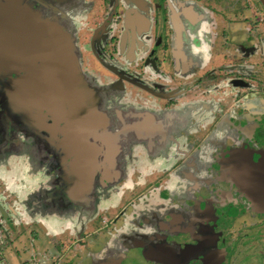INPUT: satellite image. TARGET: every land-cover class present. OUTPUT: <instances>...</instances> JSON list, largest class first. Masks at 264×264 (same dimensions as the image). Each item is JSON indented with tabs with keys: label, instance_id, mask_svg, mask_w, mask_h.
Wrapping results in <instances>:
<instances>
[{
	"label": "flooded vegetation",
	"instance_id": "1",
	"mask_svg": "<svg viewBox=\"0 0 264 264\" xmlns=\"http://www.w3.org/2000/svg\"><path fill=\"white\" fill-rule=\"evenodd\" d=\"M58 1L62 0H0V5L14 7L25 23L20 25L21 28H15L11 23L16 20L11 18H16L10 16L7 20V10L1 8L6 13H0V101L9 102L7 100L15 96L16 92L27 96L34 88L35 78H27L33 69L29 64L35 61L42 69L45 66L48 70L52 69L56 61L54 58L46 55L38 57L46 50L51 49L56 55L63 50L69 64L75 63L71 49L76 43L88 48L86 53L94 70L100 71L108 79L106 83L97 84L98 93L112 94L114 91H122L128 95L136 91L139 98L151 103L145 107L139 105L147 113L171 112L177 108H185L178 105V102L187 99L185 94L188 91L195 92L194 99L198 103H202L204 97H214L212 90L215 87L217 90L214 93L225 95L226 87L221 86L218 90L214 84L215 79L222 80L223 85L227 81V90L230 91L228 96L234 97L235 75L233 70L230 72L231 64H216L210 56L215 53L216 47L220 46L227 51L228 46H231L230 16L237 13L234 10L237 4L242 3L246 8L247 0H77L72 6V2L56 4ZM228 1L233 5L231 11L226 8L221 10L219 2L225 7ZM253 2L254 6H250L249 11L254 10V18L258 21L257 15L261 7L257 0ZM229 5L230 3L227 8ZM33 12L37 16V22L39 16L47 20L45 27L48 30L45 33L38 30V23L31 17ZM202 13L206 15L204 26L215 35L212 39V50L208 56L206 54L207 62L196 56L199 39L193 44L191 39H194V35L190 34L189 37V32L203 20ZM65 16L69 17L72 30L65 21H61ZM28 18L30 26L27 25ZM66 33L67 40L64 36L61 37ZM69 34L74 36L73 41ZM224 53L226 59L228 53ZM22 68H25V72L19 74L18 71ZM71 73L72 84L76 85L75 90H72L73 99L78 95L81 85L89 88L92 82H85L80 72ZM172 73L181 77L180 85L175 83ZM55 77L52 76L49 82V92H55L54 89L57 88V84L53 82ZM192 77L195 84L190 82ZM205 78L210 80L206 85H212L206 87L211 94L203 89L199 91V87L205 85ZM93 80L99 82L95 77L91 81ZM188 81L191 83L189 87ZM231 81L232 86L228 84ZM52 110L53 106L50 111ZM259 126L263 127L262 121ZM155 130L154 124L148 123L139 131L145 136L144 146L140 147H147L144 150L146 152L155 147L149 141L154 137ZM183 131L179 132L177 138H170L160 146H166L169 151L180 148L177 141L184 136ZM256 133L257 130L254 131ZM220 139H215L217 142L214 143L213 150L222 154L216 158L213 163L214 170L210 169L205 181L201 179V174L197 176L204 163L200 150L203 151L204 148L208 155L216 154L210 149L213 140H210L211 143H201L202 139H192L187 143V149L181 153L184 156V151L190 150L183 157L184 163L182 160L173 161L181 154H175L173 159L163 158L169 164L164 177H175V173L182 177L181 181L178 178L177 183L172 185V190L166 186L159 189L161 181L155 178L147 189L139 188L136 195L131 196L130 200L136 203L137 199L145 197L143 194L146 191L151 192L150 195H155L157 200L166 203L168 208L162 211L165 220L143 221L138 215L140 221L125 222L117 229L115 221H107L105 216L99 215L98 221L102 227L92 228L88 236L94 239H97L96 235L105 237L107 250L101 260L95 259V264H264V165L257 174L253 168V163L264 159L260 154L264 151V141L257 142V138H253L245 142V139L228 146L229 143H223ZM245 146L253 163L241 152ZM114 148L116 145L111 147L109 144L103 148V152L106 150L108 153L106 156H99L100 152L98 153L95 170L104 177L109 176L105 163H111L110 157ZM141 152L142 150L138 151V155L133 157L131 154L128 163H133V167L125 170V179L127 175L134 181L142 177L137 170L139 162H143V165L157 162L147 157L143 161L138 159ZM121 155L124 161L129 157L125 150ZM202 155L206 156L205 153ZM76 157L77 154L74 156L71 151L61 154V167L58 172L61 180L58 183L53 180V183L62 191H66L64 188H71L70 191H73L82 182L94 178L86 174V160L80 162ZM93 162H96L95 158H92V162L89 161V169ZM66 163L69 165L68 171L61 169ZM120 164L123 165V162L120 161ZM51 171L52 169L46 170L48 174ZM259 179L263 180L261 186L252 185ZM77 194L78 192H74V200ZM170 204L179 212L171 209ZM84 221V224L87 223V220Z\"/></svg>",
	"mask_w": 264,
	"mask_h": 264
},
{
	"label": "rangeland",
	"instance_id": "2",
	"mask_svg": "<svg viewBox=\"0 0 264 264\" xmlns=\"http://www.w3.org/2000/svg\"><path fill=\"white\" fill-rule=\"evenodd\" d=\"M66 1L72 2L70 4L72 6L77 0H62L56 2V4ZM219 3L221 10L226 8L227 11H231L233 8L230 1L226 2L225 7L222 2ZM229 3V8H227ZM253 4V0H247L246 8L242 3L241 5L237 4L234 8L237 14L230 16V22L234 26L232 31L240 35L246 42L243 45L244 51L251 52L252 56H256L258 53L264 54V31L261 27L262 24L254 19V10L251 13L249 12L250 6L253 8ZM202 14L203 20L193 31L189 32V37L190 34L194 35V39H191V42L194 41L193 44L197 43V39H199L200 44L197 46L196 56L205 60L207 58L206 54L212 50V39L215 35L214 32L209 31L204 26L206 15L205 13ZM41 19L43 18L39 16L37 23H40ZM62 19L61 21H65L72 30L69 17L65 16ZM216 21H218V18H216ZM246 21L250 23L246 25ZM57 24L56 26H58ZM62 36L66 40L68 39L67 33ZM70 37L73 41L74 36L70 35ZM218 40L220 41L219 38ZM71 51L73 60H75V63H70L72 71L80 72L85 82H92L89 88L94 95L93 99L85 98L80 100L76 97L73 101L74 105L70 108L72 113L69 118L67 115L65 116L69 109L67 107L64 110L62 109L63 113H60L62 116L60 117L65 119L63 120L65 122L55 119V123L58 126L52 125L50 119L52 115L45 104L48 96H50V92L47 90L49 82L52 80L51 71L50 69L43 71L35 61L29 64L30 67L35 69L34 72L33 69L31 70L34 74L33 78H35L32 92L28 96H21L20 93L16 92L15 96L13 95L11 99L7 100L9 102L0 101V205L7 212L6 215L9 220L2 221L0 219V226L3 230L0 236V264H95V259L100 258L99 260H101L107 250L105 237L96 235L97 239H94V237L88 236L92 228L102 227L101 222L98 221L99 215L105 216L107 221H115L117 229H120V225L125 222L140 221L138 215L143 218V221L165 220L163 218L165 214L162 215V211L168 207L165 206V202L157 200L155 195H150L151 192L146 191L143 194L145 197L137 199L136 203L130 200L131 196L136 195V191L139 188H141L140 190L147 189L155 178L161 181L159 189L166 186L172 190L171 187L177 183L178 178L181 181L180 178L182 177L179 173H175V177L172 178L170 176L164 177L169 169V164H166L163 158L173 159L176 156L175 154H181L184 149H187V143L192 139H202L201 143H211L210 140H213V146L210 148L213 150L217 138H221L220 140L223 143H229L228 146L231 143L244 141L249 138L248 132H244L245 129L248 131V122L245 125H239L235 121L234 123L237 127L229 126V132L225 136L222 135L221 129L218 131L222 127V121L230 117L231 109H239L243 105V98H241L239 104L231 106L237 97L231 98L228 96L230 91L228 92L227 90V81L224 82V85L222 80L215 79L214 81L218 90L219 87H226L224 90L225 95L214 93L217 90L215 87V90H212L214 97H204L202 103H198L194 99L195 92L191 93L188 91L185 94L187 99L178 102V105H183L185 108H177L171 112L163 111L150 114L145 112V108L139 105L145 107L151 103L148 100L139 98V93L136 91H132L128 95L122 91H114L112 94L98 93L99 86L97 84L108 82L107 77L103 76L100 71L94 70L86 53V51L88 52L86 46L81 47L76 43ZM216 51L223 52V48L216 47ZM45 55L57 60L50 49L38 55V57H45ZM253 63L254 59L250 64ZM223 65L226 66L225 63ZM23 72H25V68L18 71L19 74ZM235 72L242 73L247 77L263 79L264 64H258L253 67L251 65L234 66ZM61 75L63 74L60 72L55 75L58 77L56 82H64ZM24 76H27V74ZM172 76L175 83L180 85L181 77L179 78L174 73H172ZM29 77L32 76L28 75L27 78ZM93 77L99 82L91 81ZM207 80L208 78H205V85L199 87V91L203 89L211 94L206 90V87L212 86L211 84L206 85L210 81ZM233 80L236 81L235 79ZM190 82L196 83L194 79ZM190 82H187L188 87L191 84ZM228 84L232 86L233 82L231 81ZM1 86L2 82H0V88ZM74 86L76 85L72 83L67 85L69 89L75 90L76 87ZM57 88L60 89L61 86L58 84ZM42 92L44 97L39 99L38 96ZM31 99L33 102H31ZM215 101L220 102V106L213 104ZM223 107H229L230 112L222 117L217 115V111L223 112ZM184 109L186 111H183ZM74 111L78 113H74ZM82 111L85 113L83 117L84 123L94 124L97 121L99 123V127L96 128L98 133L85 132V135H87L85 142L90 144L89 140H91L94 144L93 154L96 161L93 162L92 168L86 171V174L94 178L82 182V185L73 191H70L71 188H64L66 191H62L61 188H57L58 185L56 186L53 180H56L57 183L61 180L58 174L61 167L60 157L62 153L70 151V148L67 147L68 138H75L66 132L68 131L66 123L70 122V120L75 122ZM254 111L253 129H256L257 133L253 134L251 132V135L256 136V138H263L264 105L262 110L255 108ZM101 115L103 118H101ZM245 115L237 114L235 117L239 120L243 117L247 119ZM96 116H99V118ZM261 120L263 121L262 128L259 126ZM148 123H152L156 127L154 137L149 139L151 144L154 143L155 147L146 152L144 150L148 149L147 147H140V145L144 144L145 136L139 131L143 130ZM102 129L106 132L107 138L100 133ZM118 130L121 131L118 132ZM180 131H183L184 134L177 141V145H181L179 146L180 148L169 151L166 146H160L170 138H177ZM219 135L222 136L219 137ZM98 138L104 141L99 143ZM76 139L79 140L78 138ZM108 140L110 146L116 145V148H114L112 157H110L112 159L111 163H105L109 176H107V173V177H104L95 170V164L98 163V152H100L99 156H106L107 152H103L100 144H107ZM73 148L75 147L73 146ZM140 148L142 152L138 159L143 161L147 157L150 158L149 160L153 159L157 160V162L149 165H143V162H139L137 170H139L142 177L134 181L127 175L125 179V170H131L133 167V163H128L131 154L132 157L134 155L137 156V152L141 151ZM124 150L125 154L129 155V157L125 158V161L122 159L123 155H121ZM189 151V149L185 150L184 154H188ZM200 151L201 159L204 163L199 168L197 176L201 174V179L205 181L210 169L214 170L213 163L216 158L222 153L218 154L213 150L216 154L208 155L204 148L203 151ZM204 153L206 156L202 155ZM185 155L182 156L181 154L173 161L182 160L184 163L183 157ZM78 156V161H85L84 157L80 158ZM92 158L93 156H91ZM120 161L123 162V165L120 164ZM45 169H52V171L48 174ZM61 169L68 171L69 165L66 163ZM82 175L84 176V173ZM207 181H210V179ZM171 182L172 184H170ZM118 184L119 186H117ZM154 186H156V183H154ZM74 192H78L76 200L73 199ZM152 204H155L154 207L151 206ZM169 206L171 209L174 208L175 212H179L172 204ZM84 220H87V223L84 224ZM93 223L95 224L91 226ZM5 231H9V237L4 234Z\"/></svg>",
	"mask_w": 264,
	"mask_h": 264
},
{
	"label": "water",
	"instance_id": "3",
	"mask_svg": "<svg viewBox=\"0 0 264 264\" xmlns=\"http://www.w3.org/2000/svg\"><path fill=\"white\" fill-rule=\"evenodd\" d=\"M258 2H259V4H260V7H261V10H262V13H263V16H264V0H257ZM1 8H3V9H6L7 10V17H6V19L8 20V17H10V16H12V17H14V18H16V19H13V18H11L13 21L14 20H16V22L14 21L13 23H11V24H13V25H15V28L16 27H18L19 26V28H21L20 27V25L22 24H25L24 23V20H23V17L21 16V14H19L18 12H16V10L14 9V7H12V6H3V5H0V13H6L3 9H1ZM14 15V16H13ZM31 17L34 19V21L35 22H37V16H36V14L33 12L32 14H31ZM31 18V19H32ZM39 18V17H38ZM43 18V17H42ZM32 19V20H33ZM47 23V20L45 19V18H43V19H41V21H40V23H38L37 24V27H38V30L43 34V33H45V31L46 30H48L46 27H45V24ZM27 25H29L30 26V20H29V18H28V22H27ZM18 29V28H17ZM54 35L55 36H58V34L57 33H54ZM59 37V36H58ZM19 41L20 40H18L17 42L19 43ZM51 50V49H50ZM52 51V50H51ZM53 52V51H52ZM55 56H59V57H56V61L54 62L55 64L53 65V67H52V69L50 70L51 71V75L52 76H55L58 72H60V73H62L63 75H61V77L63 78V80H64V82H56L57 81V79H58V77H55L54 78V81L53 82H55L57 85L59 84V86H61V88L60 89H58V88H55L54 90H55V92H53V90H51L50 91V96H48V100H46V106L48 107V110L50 109L51 110V107L53 106V110L52 111H50L49 110V112L51 113V115H52V117L50 118L51 119V121H52V125L54 124V125H56V123H55V119H58L59 121H62V122H65V121H63V120H65V119H62L61 117V112L67 107L69 110H67V112L65 113V116L67 115L68 116V118H69V116H70V114L72 113V111H71V109L70 108H72V106L74 105V103H73V101H74V99L77 97V98H79L80 100H83V99H85V98H89V99H93V93L90 91V89L89 88H86V87H83V85H81V87H80V89H79V91H78V95H75V98H73L72 99V95H73V93H72V90H74V89H69V87H67V85H69V83L71 84L72 83V79H70L71 78V76L70 75H72V73H71V71H72V69H71V67H70V64H69V59H68V57L66 56V53H65V51H61L60 50V54L59 55H56V54H54ZM60 57H61V59H60ZM58 64H57V63ZM63 63H65V64H67V65H64ZM43 69H45V70H48V68L45 66ZM73 72V71H72ZM74 73H77V72H75L74 71ZM30 76H32V73L30 74ZM36 76V75H35ZM34 77V74H33V76L32 77H30V78H33ZM34 79V78H33ZM32 92V90L31 91H29L28 92V94L29 93H31ZM28 96V95H27ZM44 97V95H43V92L38 96L39 97V99H42L41 97ZM33 100L31 99V102H32ZM68 103H69V105H68ZM51 106V107H50ZM63 109V110H62ZM42 112V111H41ZM63 113V112H62ZM74 113H78L77 111H74ZM81 114H84V112L82 111L81 112ZM87 114V113H86ZM61 116V117H60ZM101 118H102V115H101ZM77 119V118H76ZM257 120H259V119H257ZM69 122V121H68ZM67 124V123H66ZM69 124H71L70 122H69ZM88 127V128H87ZM97 127H99V123H98V121L97 122H95L94 124L93 123H91V124H88V123H86L85 125H84V127H81V128H78V127H74V128H72V131H73V133H74V137H75V133H78V139L79 140H77V139H75V141L77 142V143H79V145H80V147L79 148H77V150L75 151V153L77 154V156L78 157H84L85 158V160H86V163L88 164V165H86V163H85V169L86 170H88L89 169V165L91 164V163H89V161L90 162H92V159H91V156H93V158L95 157V155L93 154L94 153V150H93V148H94V144L92 143V142H89L90 144H88V143H86L85 142V140H86V137H87V135H85V132H87V131H90V133H94V132H97L96 131V128ZM68 128V127H67ZM66 128V129H67ZM89 129V130H88ZM104 130L102 129L101 131H100V133L102 134V136H104L105 138H107V134H106V132H103ZM120 130H118V132H119ZM254 131H256V129L254 130ZM253 131V132H254ZM98 133V132H97ZM98 139H101V138H98ZM81 140V141H80ZM102 140V139H101ZM80 141V142H79ZM102 141H104V140H102ZM102 141H99V143L100 142H102ZM262 141H264V137L263 138H258L257 137V142H262ZM98 143V142H97ZM110 143H109V140H108V143L107 144H100V147H102V148H106V146H108ZM99 150V149H98ZM105 152H107L106 150H105ZM241 152L245 155V157L246 158H248V160L250 161V162H252V160L250 159V155H249V152H248V148H247V146H245V147H242V149H241ZM99 153V152H98ZM261 154V156L262 157H264V151H262V153H260ZM77 158V157H76ZM262 161H264V159L263 160H259V161H256L255 163H253V164H255V166H253V168H254V172L257 174L258 172H259V170L261 171V169L263 168V162ZM83 170V172L85 171L84 169H82ZM83 172L81 171V173L83 174ZM262 181L263 180H261V179H259V180H257L255 183H252V185H256V186H261L262 185ZM245 185V184H244Z\"/></svg>",
	"mask_w": 264,
	"mask_h": 264
},
{
	"label": "crops",
	"instance_id": "4",
	"mask_svg": "<svg viewBox=\"0 0 264 264\" xmlns=\"http://www.w3.org/2000/svg\"><path fill=\"white\" fill-rule=\"evenodd\" d=\"M249 12L251 13V11H249ZM238 13H241V12H238ZM257 16L260 19V22H258L259 19L257 22L262 24L261 27L263 29L264 16H263L261 9H260V13ZM244 19H245V17H244ZM249 23H250L249 21H246V25H248ZM230 30H231V33L229 34V36H230L229 38L231 40V46H228L229 49L227 51L223 50V52L215 51V53L213 55H211L210 58L213 59L216 62V64H217V62H218V64H221V65H223L224 63L228 64V65L231 64L230 72L233 70V73H234V66L251 65V67H253V66H257L258 64L263 65L264 64V54L261 55L258 53L256 56L255 55L252 56L251 52L244 51L245 48L243 47V45H245V43H246L245 40L242 39L240 35H237V34H235V32L232 31V30H234L233 25H230ZM234 34H235V36H233ZM199 44H200V41H199ZM219 48H221V47L219 46ZM224 52L228 53V54H226V56H228V57H226V59H224V55H225ZM207 56H208V53H207ZM253 59H254V63L250 64ZM205 62H207L206 58H205ZM234 75H235L234 77H235L236 81L234 83V93L233 94L237 98L232 102L231 106L239 104L240 103L239 100L241 98H243L242 99L243 105H241L239 107V109H235V108L231 109L232 112L230 114V117H227L222 121V124H221L222 127H220L218 129V131H220V129H221L223 132L222 135L225 136L229 132V130H228L229 126L237 127L236 124L234 123L235 121L238 122L239 125H245L248 122L249 123L248 124V131L246 129L244 131V132H248V134H249V138H247L248 140H245V142H247L249 140H252L253 138H256V136L251 135V132L254 134L253 131L255 130V129H253L254 119H255V116L253 114L255 113V111H254L255 108H260L262 110L263 105H264V78L263 79L262 78L257 79L256 77H247L242 73H236V72L234 73ZM213 104H217L218 106H220L219 105L220 102H218V101H215ZM68 105H69V103H68ZM252 108H253V110H252ZM222 110H223V112L218 110L217 115H219V116L221 115L223 117L227 113L230 112L229 107H223ZM237 114H239V115H245L246 114L245 116L247 117V119L244 117L240 120L236 119L235 116ZM250 120H251V123H250ZM224 125H225V128H224ZM222 135H219V137Z\"/></svg>",
	"mask_w": 264,
	"mask_h": 264
},
{
	"label": "trees",
	"instance_id": "5",
	"mask_svg": "<svg viewBox=\"0 0 264 264\" xmlns=\"http://www.w3.org/2000/svg\"><path fill=\"white\" fill-rule=\"evenodd\" d=\"M95 115H99L98 113H94ZM84 115H85V113L84 114H80V116H77V119L75 120V122H73L72 120H70V123L71 124H69L68 122H67V127H68V131H66L67 133H69V134H71L73 137H74V133H73V131H72V128H74V127H78V128H81V127H84V125L87 123V122H85L84 123ZM96 117H98L99 118V116H96ZM103 118V117H102ZM101 131V130H100ZM103 132H105V131H103ZM76 138H78V133H75V138L74 139H76ZM74 139H72V140H70V138H68V144H67V147L68 148H70V151H71V154H74V156L76 155V153H75V151L77 150V148H79L80 147V145H79V143H77ZM75 147V148H73V146ZM7 207V206H6ZM9 210H11V208H9ZM0 219L2 220V221H9L8 219H7V212L3 209V206L1 207V205H0ZM2 227L0 226V229H1ZM2 230V229H1ZM9 231H5V235L7 234L8 235V237H9V233H8ZM2 233H3V230L1 231V233H0V236L2 235ZM2 243V242H1Z\"/></svg>",
	"mask_w": 264,
	"mask_h": 264
},
{
	"label": "built area",
	"instance_id": "6",
	"mask_svg": "<svg viewBox=\"0 0 264 264\" xmlns=\"http://www.w3.org/2000/svg\"><path fill=\"white\" fill-rule=\"evenodd\" d=\"M263 30H264V26H263Z\"/></svg>",
	"mask_w": 264,
	"mask_h": 264
}]
</instances>
